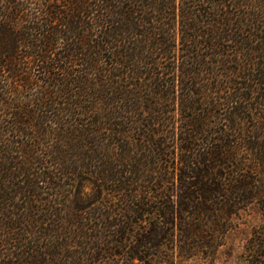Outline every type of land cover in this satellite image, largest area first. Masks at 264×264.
<instances>
[{
    "label": "trees",
    "instance_id": "16d2710c",
    "mask_svg": "<svg viewBox=\"0 0 264 264\" xmlns=\"http://www.w3.org/2000/svg\"><path fill=\"white\" fill-rule=\"evenodd\" d=\"M251 209L264 264V0H0V264L214 257Z\"/></svg>",
    "mask_w": 264,
    "mask_h": 264
},
{
    "label": "rangeland",
    "instance_id": "374dc122",
    "mask_svg": "<svg viewBox=\"0 0 264 264\" xmlns=\"http://www.w3.org/2000/svg\"><path fill=\"white\" fill-rule=\"evenodd\" d=\"M259 224H261L259 213L253 209L242 212L240 219L234 221L233 230L225 236L216 256L207 258L201 256L179 264H247L249 256L245 252V246ZM166 253L165 258L168 257V252Z\"/></svg>",
    "mask_w": 264,
    "mask_h": 264
}]
</instances>
